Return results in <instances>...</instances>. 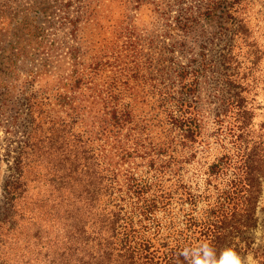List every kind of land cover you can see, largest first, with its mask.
I'll use <instances>...</instances> for the list:
<instances>
[{"label":"trees","instance_id":"obj_1","mask_svg":"<svg viewBox=\"0 0 264 264\" xmlns=\"http://www.w3.org/2000/svg\"><path fill=\"white\" fill-rule=\"evenodd\" d=\"M100 1L60 0L0 48V126L17 137L1 185L0 264H219L226 254L239 264L251 253L264 264V245L254 248L264 134L250 137V115L229 95L233 40L250 38L241 0H125L110 38ZM216 16L224 31L196 35ZM215 41L224 45L212 56ZM211 76L221 77L214 136L229 149L186 180L210 140ZM229 171L214 198L211 183ZM176 200L186 228L168 243Z\"/></svg>","mask_w":264,"mask_h":264},{"label":"rangeland","instance_id":"obj_2","mask_svg":"<svg viewBox=\"0 0 264 264\" xmlns=\"http://www.w3.org/2000/svg\"><path fill=\"white\" fill-rule=\"evenodd\" d=\"M0 0V48L14 40L13 33L15 29L21 25V22L26 16L37 17L38 22L44 21L43 16L52 15L57 12L58 3L60 0ZM125 0H101L99 5V33L104 38H110L112 36V26L116 23L120 13L123 10ZM149 7L142 8V19L147 23L149 21L150 14ZM218 16L222 15V12H217ZM238 16L244 19L243 23L245 29L250 33V38L247 43H244L241 38H235L233 40L234 45V76L231 78L232 88L229 95L237 98L239 97L243 101V107L248 111L250 115V124L247 131L250 132L251 138H257L261 134H264L262 126L264 124V0H241L239 5ZM220 19L216 16L212 20H203L196 28V35H204L218 33L224 31V27L220 24ZM143 27V26H142ZM149 29V28H148ZM223 43L215 41L212 45H209V54L217 56L221 50ZM256 53V54H255ZM256 57V58H255ZM257 65L253 67L252 62L257 59ZM220 77V76H219ZM218 76H211L207 84H204L205 91L207 93L206 99L203 102L204 110L207 112L206 116L209 120L207 125V134L210 136L209 144L207 148L200 153L195 159V162L186 165L183 169L187 173L184 175L187 180L192 176L194 171H205L208 163L212 162L216 157L222 155L229 149L227 141L221 143L215 140V124L213 122L216 109L219 108V98L213 93V89H219ZM221 78V77H220ZM220 95V91L217 92ZM9 117V114H7ZM7 118L4 119L6 121ZM16 136H12L11 133H6L3 126H0V194L3 177L6 173L7 151L10 150L15 144L12 140H16ZM186 149V148H185ZM185 149H180L181 152L186 153ZM188 151V150H187ZM189 154L185 155L187 158ZM195 163V164H192ZM171 176L170 173L165 174V179ZM232 172L229 171L226 175L221 176L216 182L211 183L210 192L212 195L219 193L222 189H225L230 180ZM176 179V178H175ZM175 179L173 181H175ZM172 181L167 182V187L172 188L175 192L176 186L172 185ZM201 185V184H200ZM203 188L204 186L201 185ZM180 193V192H179ZM179 193H176L178 197ZM214 199L209 200L212 202ZM208 201L202 200L196 210V216H203V209L206 208ZM186 206L185 208H187ZM172 219H168V227H173L170 231H166V236L171 238L167 239L168 243L178 237L180 231L186 228V209L181 208L178 200L172 204ZM257 226L254 231V248L264 245V183L260 200L256 209ZM169 218V217H168ZM171 220V221H170ZM182 232V233H183ZM170 234V235H169ZM239 264H260L255 258L254 254H248L239 260Z\"/></svg>","mask_w":264,"mask_h":264},{"label":"clouds","instance_id":"obj_3","mask_svg":"<svg viewBox=\"0 0 264 264\" xmlns=\"http://www.w3.org/2000/svg\"><path fill=\"white\" fill-rule=\"evenodd\" d=\"M197 264H207L206 261H198ZM219 264H238V261L231 254H226Z\"/></svg>","mask_w":264,"mask_h":264}]
</instances>
